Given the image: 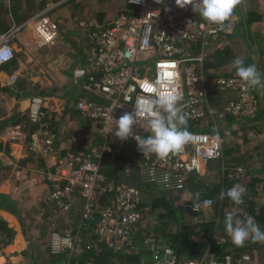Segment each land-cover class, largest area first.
<instances>
[{"label": "built area", "instance_id": "built-area-1", "mask_svg": "<svg viewBox=\"0 0 264 264\" xmlns=\"http://www.w3.org/2000/svg\"><path fill=\"white\" fill-rule=\"evenodd\" d=\"M40 1L44 4L39 9L17 23L12 20L0 31V63L13 58L10 40L20 31L30 30L39 47L55 40L58 28L48 12L66 0ZM126 1L135 6L134 11L120 12L107 21L93 16L85 23L86 47L71 69L73 86L86 95L75 101V108L87 119L88 137L91 133L95 136L86 150L61 151L57 128L48 115L52 111L46 105L49 97L33 94L28 98L27 116L34 125L28 148L53 161L54 171L46 174L49 197L63 209L76 207L75 194L80 201L74 230L53 236L52 249L56 252L71 251L77 243L78 249L83 244L98 251L102 244L119 253L133 252L118 245L134 235L143 215L142 190L124 177L135 172L140 181L151 183L158 192L185 188L192 172H202L207 160L222 155V117L226 113L252 116L259 108L255 88L246 85L236 73L223 74L219 68L206 72L208 56L224 46L234 30L236 9L222 24H214L195 13L191 5L180 7L175 0ZM210 87L232 89L237 98L214 105ZM174 89L182 94L180 107L187 126H191L187 128L191 140L180 152L160 159L154 153L143 154L131 136L127 140L115 136V119L125 112L135 116L134 133L142 137L151 135L148 121L155 109L139 105L143 100L171 95ZM199 121L207 124L198 125ZM115 158L120 160L115 163L117 171L111 161ZM233 186L242 185L234 181L227 189ZM193 203H198L201 210L198 201L185 205L193 211ZM61 240L62 245L58 243ZM218 240L223 241L224 237ZM135 252L136 258L124 264H231L240 258L233 253L209 259L186 258L169 245L153 242ZM241 257L248 259L249 255L243 253ZM83 264L102 263L88 260Z\"/></svg>", "mask_w": 264, "mask_h": 264}, {"label": "rangeland", "instance_id": "rangeland-1", "mask_svg": "<svg viewBox=\"0 0 264 264\" xmlns=\"http://www.w3.org/2000/svg\"><path fill=\"white\" fill-rule=\"evenodd\" d=\"M125 3L126 0H66L57 7L52 8L48 12L49 16L52 20H54L58 28L57 35L55 36L56 38L53 42L43 47H39L34 43L33 33L30 30L26 29L24 31H20V33L17 34L18 36H15L17 37V41L15 47L13 48L14 61L7 62L3 68H5L6 71H11L21 65L22 77L18 79L20 80L17 85L18 92L21 93L26 90L28 91L18 97L15 94L9 93L8 91L3 92L0 90V119H7V121H5V124L0 125V142L5 141L7 143L8 141H10L11 143L7 144L8 146H6L7 148L5 147V150L0 148V150L2 151V155H0V180L6 176L11 167H20L19 165L26 163L32 164V167L41 166V161L34 155H32L30 149L28 148L30 139L29 136L31 131L33 130L32 128L34 127V125L30 123L27 116L29 103V99L27 98H30L33 94H42L49 97L46 103L47 107H49V109L51 110H56L53 113L52 111H48L50 119L54 120L58 118V112L63 113V115L60 114V117L62 118L61 123L58 127H56L59 132L58 141L60 140L59 138L71 141L72 147L69 148L70 151H75L78 149L83 151L86 150L85 148L90 143V139L92 140V137L95 138L92 133L91 138L88 137L90 133V131H87L88 127H85V129L80 127L81 125L79 123V119L83 120L85 125L87 124V119L74 109L75 101L78 98L85 97L86 95H82L79 93L80 91H75L72 88L74 86L72 85L73 81L71 77V69L77 62L78 57L82 54L83 48L85 49L86 47L87 32L85 23H87L88 20L93 16L96 17L98 11H106L108 12L109 16L113 15L117 11L125 12L123 10L125 8ZM43 4L44 1L40 0H0V26L4 25V28H6L10 25L12 20H14L16 23L23 20L25 17L39 9ZM98 20L100 21V19ZM262 23H264V21ZM247 40L248 39L243 36L242 39L235 41L233 45L232 43L228 44V49L232 55L231 58L234 60L236 57H241L243 58L245 65L250 64V62H252V59L250 58H253V55H250L248 46H246L248 45ZM253 40L254 39L252 37V40L250 41ZM244 47H246L247 52H245ZM214 53L215 52H213L210 56L216 59V53ZM221 55L223 57L226 56V54L224 53ZM217 58L220 59V57ZM213 63L217 64L218 62L215 61ZM217 68H219L221 70L220 72H222L223 74L236 73V69L233 64L225 68L221 63H219L217 65ZM9 84L14 86L15 82L11 81ZM232 91L234 90H220L214 87H210L209 96L214 105H223L229 99L237 98V94H235L234 97H231L230 92L232 93ZM79 95L80 97H78ZM23 99L27 100L21 102L20 100ZM76 113L78 115H76ZM259 113V109H257L256 113L252 116L245 117H241V115L232 113H226L220 120V132L224 137L223 156L225 155V159L228 162L226 166L228 167L227 170L229 171V173H231V177L233 176L234 178H238V175L242 174V166L246 164L247 166H254L258 162V160L255 159L256 157H253L255 154H258V149H260L263 143L262 138L264 139V132L261 133L259 128L261 125H263L264 119L257 118ZM197 124L206 125L207 121H199ZM14 140H19L20 147H14V145L12 144L13 142H15ZM253 147L254 149L252 151ZM17 149L19 151H17ZM11 151L13 153L12 156L10 158H6L5 155L7 154L9 156ZM111 161L114 164L115 171L119 170L118 166H115V163L120 160L118 158H115L111 159ZM213 170L214 169H210L207 170L206 173L204 172V176H202V178L200 179L201 185H208V182L215 179V173L217 172ZM116 174L124 176L121 172H117ZM192 174H194V172H192L190 176ZM29 176L30 175L24 172V178H27ZM124 178H129L127 180H130V182L134 184H137V181L139 179L138 175L135 172H133L130 177ZM192 181L191 179H188V183L185 188L187 190L184 189L181 194L176 193V190H174L172 194L168 193L169 200L173 205L179 204L183 202L187 197L195 195V190L196 188H198V185L188 186V184H192ZM153 191H156L154 186ZM151 192L152 190L149 187L143 190L142 199H148ZM156 193L160 192L156 191ZM203 200L205 199L200 197V200L198 201L201 204V210H199L198 212H193L191 209H189V211L187 210L185 212V216L183 217L185 228H187L186 226H190L193 223H203L207 221V219H209L208 214L211 213V211H209V207L205 208L203 206ZM185 201L183 202L184 205ZM229 202L231 203V205H229L227 202L223 213H227L228 211H230V209L232 210V212H235L233 211V206L236 207V205L231 200ZM41 203V207L45 215L49 219L48 221L50 228L49 232L47 233V236L49 237L48 245L46 243L42 246L43 248H40V250L45 251L43 253L45 254V256L41 257L40 255V258L37 259L40 262L55 261L56 255H54V253L56 251H53L52 249V245L55 241L53 236L54 234L59 235L65 232H70L71 228L74 230L75 226L73 225V223L77 219L76 214H78L80 201L78 199V195L75 194L74 204L76 205V207L74 209H63L49 197L48 191V194L46 195V197L44 196V200ZM166 214L167 213L163 207L150 208L147 210V212L143 210V217L145 216V219L147 220H162L165 218ZM0 218L4 221L2 223H5L0 224V264H36V261L38 260L33 257L29 249L26 253H18L17 255H14V251H11L10 248H8L6 238L9 237L12 240L14 229H9L6 220L2 217ZM210 218L214 217L210 216ZM2 225L7 226V229L3 228ZM29 227L34 232L39 231V229H37L34 224H30ZM199 228L200 229L198 230L200 231V236H197V238H200L199 240L202 244V246L199 248V252L196 250L195 252H193L195 253L193 256H190V253H186L187 255L185 254L183 257H198L199 254L206 249L207 237L211 230V226L208 225L205 228ZM142 230L143 226L139 231L135 232L132 237L129 236V240L126 243L119 244V248L123 249L125 247H128L130 251L135 252L138 249L147 248L149 243L152 241L154 245L156 243L157 245H167L166 242L163 241V239H161L160 241H156L157 239L154 236L145 234ZM79 236H81V233L79 234ZM216 236H223V232H218ZM25 239L28 243H30V239L28 237H25ZM58 243L62 245V240L58 241ZM78 247L79 244L77 243L74 244L71 251L69 250V253L73 257L71 262L66 259L61 261L60 264H77V253L80 252L82 245L79 249ZM1 253L3 255H1ZM219 254L220 253H216L214 254L215 256L207 257V259L211 257H218ZM46 255L48 256V258H46ZM241 255L236 256L237 258H240L238 259V261L232 262L231 264L256 263L251 261L250 254H248L249 258L244 260L242 259ZM121 260H123L122 257L118 255H112L102 264H116Z\"/></svg>", "mask_w": 264, "mask_h": 264}, {"label": "crops", "instance_id": "crops-1", "mask_svg": "<svg viewBox=\"0 0 264 264\" xmlns=\"http://www.w3.org/2000/svg\"><path fill=\"white\" fill-rule=\"evenodd\" d=\"M248 9H253L257 13H259L260 15L259 19L253 20L251 22H247V20L245 19L246 17L245 13L246 10ZM236 12H237V16H236V24L234 30L227 36L229 41L227 40L224 46L227 47L229 43H232L233 45L235 41L242 39L243 36L246 37L248 39L247 40L248 45L246 46H248L250 55H253V58H250L252 59V62H250V64H255L257 66V70L261 73L262 76H264V23H262L264 21V0H242V3L236 7ZM4 27H5L4 25H1L0 30L5 29ZM14 37L10 40V43L13 48L15 47L17 41L16 40L17 37L15 38ZM252 37L254 40L250 41L252 40ZM244 48H245V52H247L246 47ZM217 50L218 49H216L214 52H216ZM221 56H220V61H221L220 63L222 64V66L225 68L231 66L233 59L231 58L232 55L230 51H229V55H226L227 57L226 56L221 57ZM217 57L216 59L217 61H219ZM216 59L214 57L208 56V59L206 61V69H207L206 72L208 74H209V69H217V65L219 64V62L217 64L213 63L216 61ZM4 63H0V85L12 86L9 83L11 81L16 82L15 85L10 88H12V91L18 93L17 85L20 81L18 79L22 77L21 65H19L18 67H16L11 71H6V69L3 68ZM76 64L77 62L75 63V65ZM72 88L75 91L77 90L76 87H72ZM1 91L5 92L7 90L1 89ZM254 91L256 95L260 98V104L258 108L260 113L258 114L257 118L264 119V91L258 88H255ZM235 92L234 91H232V93L230 92L231 97H234L235 94H237ZM21 94H24V92H21ZM27 99L25 100L23 99L20 101L23 102L26 101ZM55 111L56 110L52 109V113ZM60 114L63 115V113L58 112L57 113L58 118L54 120L51 119L56 127L59 126L62 120ZM79 123L81 125L80 127L85 129L86 125L84 124V121L79 119ZM259 128H260V132L263 133L264 123ZM59 139L60 142L58 143V146L62 148L61 151H63V149L65 150L72 147L71 141L65 140L63 138H59ZM262 140L263 143L260 149H258V154L254 153L255 155L253 157V158L256 157L255 159H257L258 162L254 166L253 165L247 166V164L242 166L241 167L242 174L240 172L241 175H238V179H239L238 182L242 181L240 180L242 177L249 176L251 178L250 179L251 183L249 184V187H247L246 189V195L249 196L252 194V198H250L247 201H244V204L237 209L238 211L234 209L235 207L233 206V211H235L234 213L240 219H246L248 216L252 214L248 210L249 208H247L250 202L253 203L252 206L253 208L256 209L257 214L259 213V209L261 210L264 209V139L262 138ZM14 141L15 142L12 143L14 147L19 146L20 144L19 140H14ZM0 144L2 146L1 148L5 150L7 148L6 146H8L7 144H11V143L10 141H8L7 143L5 141H2L0 142ZM253 149L254 147L252 148V151ZM17 151L19 150L17 149ZM30 152L32 155H34L37 159L41 161L40 167L42 168L32 167L33 166L32 164L26 163L19 165L20 167H11V169L7 172L6 176L4 175L5 177L0 180V192L5 193L6 195H8L9 197H11L13 200L16 201V207H15L16 211L12 212L10 210L3 209L0 207V217L6 220L9 228L14 229L12 240L9 237L6 238L7 240L6 242L8 243L7 244L8 248H10L11 251H14V255H17L18 253H22V254L26 253L28 252L29 249L33 257L37 259L40 258V255L41 257L45 256V254H43L45 251L40 250V248L46 243L48 245V241H49V237L47 236V233L49 232V228H50L48 221L49 219L47 218L41 207L42 206L41 202L44 200V196L46 197L48 191L50 190V182L49 179L46 177V174L47 172L54 171V168L51 165V163L53 162L51 157H45L36 154L35 152L32 151ZM12 154L13 153L11 151L10 155L8 156L6 154L5 157L10 158ZM24 172H26L30 176L24 178ZM137 182L146 183L140 181L139 179ZM147 184L153 186L151 183H147ZM141 190L143 192V189ZM228 204L231 205L230 202H228ZM228 212H232V210L230 209V211ZM246 212H249L251 214H248ZM256 222L259 224L258 220H256ZM30 224H34L36 228L39 229V231L36 232L32 231L31 228L29 227ZM259 226L261 230L264 231V221L261 224H259ZM226 236L227 239L230 238L228 235ZM25 237H28L30 239V243L26 241ZM242 249L244 251H240L239 254L246 253L247 249H251L250 251L248 250L247 251L250 253L251 261L256 262L253 264H264V243L256 242L254 244V247H250V248L243 247ZM1 255L3 254L1 253ZM46 258H48L47 255ZM39 262H40L39 260L36 261V263Z\"/></svg>", "mask_w": 264, "mask_h": 264}, {"label": "trees", "instance_id": "trees-1", "mask_svg": "<svg viewBox=\"0 0 264 264\" xmlns=\"http://www.w3.org/2000/svg\"><path fill=\"white\" fill-rule=\"evenodd\" d=\"M123 10L125 12H129V11L132 12L135 10V6H133L132 4L126 1L125 8ZM120 12H123V11H117L113 15L109 16L108 12L106 11H98L96 17L97 19H100L101 21H107V20L112 19L115 15L119 14ZM245 15H246L245 19L247 20V22L257 20L260 17L259 13H257L253 9L246 10ZM215 53H216L215 55L216 57L217 55L218 57H220L221 54L223 53L226 55H229L228 46L221 47ZM10 61L13 62L14 58H12ZM216 62L220 63L221 61L219 59V61L216 60ZM5 65L6 63H4V66ZM10 87L12 86L0 85V90L1 89L7 90L9 93L15 94L18 97L21 96V93L19 92L16 93L15 91H12V88ZM27 91L28 90L24 91V93H26ZM79 93L82 95H85L83 92H79ZM78 97H80V95ZM74 109L77 110L76 108ZM76 115L78 114L76 113ZM5 121H7L6 118L0 119V125L5 124ZM187 128H191V126L188 125ZM1 147L2 146L0 144V148ZM226 164H228V162L225 159V155L223 156V153H222V155L218 158H212V159L207 160L205 162V167L202 172L194 173L190 176L189 179L193 181H192V184H188V186L198 185V188H196L195 191L200 193V197L204 199H212L214 200V204L211 207H209L210 208L209 211H211V213L208 214L209 219L205 221L206 223L205 222L193 223L190 226L189 225L186 226L187 228H185L183 217L185 216V212L187 210L189 211L190 208L187 205H184L183 202L185 200H187L185 201V203L189 202V200L190 201L195 200L194 199L195 195L189 196L183 202L173 205L171 201L169 200V194H172L173 191L160 192L161 193L160 194V193H156V191H153V186H151L150 184L137 182V185H139L141 189L145 190L147 187H149L152 190V192L150 193V197L148 199L141 200L140 207L142 211L145 210L147 212V210L150 208H155V207L162 208L163 207L167 214L165 215V218L162 220L161 219L160 220H156V219L147 220L145 219V216L143 217L142 215L141 219L137 223L138 225L136 224L135 226V232L139 231L141 227L143 226L142 231H144L145 234L154 236L157 239L156 241H160L161 239H163V241H165L167 245L172 247L174 251L181 256H184L186 253H190V256H193L195 254L193 252H195L196 250L199 252V248L202 246V244L199 240L200 238H197V236L198 237L200 236L199 235L200 231L198 229H200L199 227L205 228L208 225L211 226V230L207 237L206 249L202 253H200L199 256H204L205 258H207L210 256H215L214 254L216 253H220L218 257H222L223 254L225 253H233L235 256H240L242 253L239 254V252L244 251L242 249L243 247H246V248L254 247V244L256 242H253L251 239L246 241L244 246L237 247L232 243L231 238L227 239V236L225 235L226 231H225V226H224V217H225L226 212L223 213V211L225 210L224 209L225 205L227 204V202L230 201V199L227 196H225L223 199H219L218 198L219 192L221 190H227V188L230 187L232 183H234V181L239 180L238 178H234L233 176L231 177V173H229V171L227 170L228 167L226 166ZM210 169H214L213 171L217 172L215 173V179L208 182V185H201L200 179L202 178V176H204L203 175L204 172L206 173L207 170H210ZM242 178L240 179L242 180L240 181V184L246 190L247 187H249V184L251 183V180H250L251 178L249 176L242 177ZM185 188L181 190H176V193L181 194ZM246 196L247 195L244 194L243 196L244 201H247L250 198H252V194L247 197ZM243 204L238 205V207L236 205L234 209L237 210ZM252 204L253 203L250 202V204L247 207L249 208L248 210L252 214L249 212H246V213L251 214V216H253L256 220H258L259 224H261L264 221V209L262 210L259 209V213L257 214L256 209L253 208ZM15 205H16L15 200H13L11 197L6 195L5 193L0 192V207L1 208L15 212L16 211ZM76 215L78 218L79 214H76ZM210 216H213L214 218H210ZM2 222L4 221L0 218V224H5ZM2 227L7 229V226L5 225H2ZM216 232L217 233L223 232V237H224L223 241L218 240V236H216L217 235ZM212 234H214V237ZM155 245H157V243ZM97 249L98 251H95V249H91L82 244V249L80 250V252H78V256H77L78 257L77 264H83L85 261H88V260H91L92 263H103L105 260L109 259L112 255H118L123 258V260L119 261L116 264H124L132 259H135L137 256L136 252H130V253L123 252L124 254L123 253L119 254V250L116 251L113 249L106 248L102 244H99ZM247 250L250 251L251 249H247ZM247 250H246V253L250 254ZM54 255H56L55 261H47V262H42V263L39 262L36 264H60L61 261L66 260V259H68V261L71 262L73 258L68 250H62V251L55 252Z\"/></svg>", "mask_w": 264, "mask_h": 264}, {"label": "clouds", "instance_id": "clouds-1", "mask_svg": "<svg viewBox=\"0 0 264 264\" xmlns=\"http://www.w3.org/2000/svg\"><path fill=\"white\" fill-rule=\"evenodd\" d=\"M175 2L180 7L191 5L195 13L210 23L222 24L233 15L242 0H175ZM232 64L241 81L251 88L264 91V76L257 70L255 64L245 65L241 57H236ZM181 100V92L175 89L171 95L166 97L143 100L139 108L155 109L152 118L148 121V128L152 134L142 137L134 133L135 116L132 112H125L115 119V136L121 140H127L131 136L143 154L154 153L160 159L180 152L191 140V133L187 130V118L180 107ZM214 133L218 136V131L214 130ZM245 191L242 186H233L227 190H221L218 198L223 199L227 196L235 205H241L244 203ZM195 200H200L199 192L195 193ZM202 203L205 208H208L214 204V200L205 199ZM199 209L200 205L193 203V211L198 212ZM224 226L226 234L237 247L244 246L249 239L253 242L264 243V231L251 215L246 219H240L234 212H227L224 217Z\"/></svg>", "mask_w": 264, "mask_h": 264}]
</instances>
